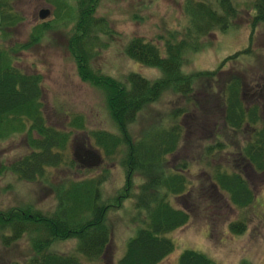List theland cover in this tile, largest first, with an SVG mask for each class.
Masks as SVG:
<instances>
[{
	"label": "rangeland",
	"instance_id": "1",
	"mask_svg": "<svg viewBox=\"0 0 264 264\" xmlns=\"http://www.w3.org/2000/svg\"><path fill=\"white\" fill-rule=\"evenodd\" d=\"M185 1L100 0L95 15L106 20L109 31L108 34L98 33L94 54L90 58L91 67L120 81L131 71L150 81L161 77L159 68L133 61L124 55L122 48L134 36L161 46L164 39L169 38V32L182 33L190 19L184 11ZM191 1L203 2L222 13L216 0ZM253 1L230 0L236 11L235 15L228 17V26L223 29L217 26L208 31L199 37L198 41L203 44L199 49L184 54L185 59L180 67L182 72L215 70L214 75L195 79L189 98L166 88L128 126L133 138L156 125L177 123L181 126L179 148L166 156L165 165L178 168L180 160L187 161V168L183 171L190 192L180 196L169 195L168 198L176 207L188 209L190 217L186 224L162 234L171 239L173 249L156 264H177L179 254L184 249L198 250L216 264H264V171L256 172L249 165L243 168V176L253 191L252 201L245 206L233 204L224 191L208 187L210 182L207 175L214 165L229 169L234 167L235 155L232 153L235 154L236 146L248 138L249 131L242 129L234 133L231 129L225 130L221 139L226 141L228 147L215 151L205 158L206 162L197 153L200 154L201 144L212 143L215 134L211 133L210 125L204 123V134L196 142L194 139L198 132L192 128L193 119L198 114L195 112L196 104L207 102L211 107L219 90L233 76L240 80L243 100L260 104L264 111V21L253 23ZM11 6L21 19L14 25L0 27V45L5 47L28 40L32 27L42 20L38 17L41 8L50 10L44 20L52 18L53 6L48 0H12ZM69 26L45 30L39 42L16 53L13 63L25 72H38L41 75L42 111L47 123L65 128L71 115L79 113L84 116L85 131L101 129L116 133L101 90L82 81L76 73L75 62L67 47ZM239 50L241 53L223 61L226 56ZM207 96L213 98L207 100ZM177 108L183 111L174 115L173 110ZM260 115V121L264 123V112ZM187 129H190L188 142L183 146ZM85 133L76 131L71 134L68 145L73 161L71 165L50 169L47 180L42 178L35 181L19 179L8 169V164L28 149L25 133L13 132L0 137V213L27 207L51 214L57 205L52 185L66 178L102 177L100 199L103 203L112 204L105 216L109 242L104 253L95 260L85 261L83 255L76 251L77 240L73 237L55 239L47 250L74 253L82 264H119L126 240L134 235L138 227L143 226L144 213L134 206L143 175H132L131 185L127 187L129 193L122 197L126 186L123 151L106 157L92 145L93 140L89 141L90 144L85 140ZM86 150L91 155L92 163L79 162V159H85ZM96 154L99 161H96ZM117 196L121 198L119 205ZM233 222L244 223V229L240 232L235 227L231 229ZM11 234L10 227L0 229V264H29L27 260L32 254L30 236L23 234L14 239L10 237Z\"/></svg>",
	"mask_w": 264,
	"mask_h": 264
},
{
	"label": "trees",
	"instance_id": "2",
	"mask_svg": "<svg viewBox=\"0 0 264 264\" xmlns=\"http://www.w3.org/2000/svg\"><path fill=\"white\" fill-rule=\"evenodd\" d=\"M48 1L53 6L52 18L42 19L33 26L25 43L8 47L0 45V137L24 132L28 147L26 153L8 164V169L25 181L47 180L50 169L73 163L68 145L72 132L76 131L86 132L85 140L88 143L93 140L92 145L106 157L123 151L126 192L123 189L122 197L129 193L127 187L131 185L132 175L142 174L143 181L138 186L134 206L143 211L144 219L143 226L138 227L134 235L126 240L119 264H156L173 249L171 239L162 234L186 224L190 217L188 209L176 207L168 198L169 195L180 196L189 191L183 171L187 168V161L180 160L178 168L165 165L166 156L179 148L181 126L177 123L156 125L137 138L131 136L128 126L166 88L188 97L193 91L195 79L214 75L215 70L182 72L180 67L185 59L184 54L199 49L203 45L198 41L199 37L208 31L217 26L221 29L228 26L227 19L235 15L236 10L230 0H216L222 13L203 2L185 1L184 11L190 19L182 33L169 32V38L164 39L161 46L134 36L122 48L124 55L133 61L159 68L161 77L150 81L131 71L120 81L95 71L90 64L98 33L108 34L109 31L106 20L95 15L100 0ZM11 3L12 0H0V27L14 25L21 19ZM253 6V23L264 21V0H254ZM68 25L67 47L75 62L76 73L82 81L101 90L116 133L101 129L85 131V119L79 113L71 115L65 128L47 123L42 111L41 75L38 72H25L13 63L16 53L39 42L45 30ZM176 36L180 38L176 39ZM239 53L240 50L235 51L223 61ZM241 88L240 80L233 76L219 90L211 107L207 102L197 103L195 112L198 114L193 119L192 127L198 132L194 139L196 142L204 134V123H208L211 133L215 134L212 143L201 144L200 154L197 153L206 162L205 158L215 151L228 147L226 141L221 139L225 130L231 129L234 133L242 129L249 131L248 138L236 146L235 154L232 153L235 155V164L231 162L234 167L229 169L216 164L207 175L210 182L208 187L224 191L237 206H245L253 199V191L243 176V168L249 165L256 172L264 171V123L260 121L263 106L244 101ZM212 98L206 97L207 100ZM181 111L183 109L177 108L173 113L178 115ZM189 133L190 129H187L183 146L188 142ZM196 148L198 150V145ZM101 181L102 177L60 180L51 187L57 201L51 214L27 207L19 211L12 209L0 213V229L10 227V237L14 239L23 234L30 236L32 254L27 260L29 264H82L74 253L47 250L55 239L70 237L76 238V251L83 255L85 261L95 260L104 253L109 242L105 216L112 205L100 199ZM120 199V196L116 197L117 205ZM233 227L240 232L244 229V223L233 222L230 228ZM177 264L216 263L198 250L184 249L179 254Z\"/></svg>",
	"mask_w": 264,
	"mask_h": 264
},
{
	"label": "water",
	"instance_id": "3",
	"mask_svg": "<svg viewBox=\"0 0 264 264\" xmlns=\"http://www.w3.org/2000/svg\"><path fill=\"white\" fill-rule=\"evenodd\" d=\"M50 13V10L48 8H41L38 12L39 19H45ZM96 161H99V156L96 154ZM92 163V162H91ZM96 163V162H95Z\"/></svg>",
	"mask_w": 264,
	"mask_h": 264
},
{
	"label": "flooded vegetation",
	"instance_id": "4",
	"mask_svg": "<svg viewBox=\"0 0 264 264\" xmlns=\"http://www.w3.org/2000/svg\"><path fill=\"white\" fill-rule=\"evenodd\" d=\"M74 155H76V153H73ZM86 157H85V159L83 160V159H79V162H84V163H86V164H89V163H91L90 162V153H89V151H87L86 150V155H85Z\"/></svg>",
	"mask_w": 264,
	"mask_h": 264
}]
</instances>
